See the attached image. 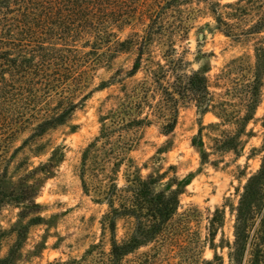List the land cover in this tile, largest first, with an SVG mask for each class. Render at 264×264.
I'll return each instance as SVG.
<instances>
[{
  "label": "rangeland",
  "instance_id": "obj_1",
  "mask_svg": "<svg viewBox=\"0 0 264 264\" xmlns=\"http://www.w3.org/2000/svg\"><path fill=\"white\" fill-rule=\"evenodd\" d=\"M100 3L97 29L68 42L82 56L81 80L65 79L42 106L60 109L63 95L81 103L64 123L36 132L45 115L35 109L7 124L10 106L0 98V264H237L236 208L264 154V0ZM21 59L35 60L24 51L11 58ZM192 72L205 76L211 106L204 111L178 98L176 123L165 132L164 117L152 110L157 91H148L134 110L148 122L136 131L127 159L119 167L113 159L101 163L105 172L93 175L88 165L82 176L83 151L109 124L102 121L109 111L143 80L156 90L157 82ZM136 172L151 181L153 193L176 194L168 226L182 229L148 237L144 209L110 212L101 190L111 179L124 188ZM261 209L248 241L264 217V201ZM114 240L129 243L120 258L111 254Z\"/></svg>",
  "mask_w": 264,
  "mask_h": 264
},
{
  "label": "trees",
  "instance_id": "obj_2",
  "mask_svg": "<svg viewBox=\"0 0 264 264\" xmlns=\"http://www.w3.org/2000/svg\"><path fill=\"white\" fill-rule=\"evenodd\" d=\"M101 1L0 0V98L10 106L5 115L7 117L3 118L7 124L12 121L21 123L24 121L23 117L31 116L37 109L44 112L45 119L37 125L36 132L43 131L47 125L64 123L77 105L81 104L74 102L72 97L63 95L60 109L42 108L43 103L51 96V91L57 90L62 81L70 79L73 83H79L81 80L83 74H77L76 69L82 56L78 55V49L71 48L68 42L87 33V27L97 29L94 24L97 18L94 16L95 11L100 12L97 9ZM68 7H72V10H68ZM66 10L67 13H64ZM99 32L97 30L94 35L96 39H100ZM124 43L118 42V45L123 46ZM21 51L32 55L35 60H11L15 52ZM11 61L16 62L12 65ZM5 72L8 77H5ZM157 83L156 90L150 89L151 84L143 80L116 108L102 118L103 122L108 120L109 124H103L99 136L83 151L82 176L88 165L93 167V175L95 171L105 172L104 167H99L101 163L113 159V166L119 167L122 161L127 159L126 153L132 149L136 131L148 122L147 116L138 118L134 112L146 102L145 94L148 91H157L158 101L152 106V110L164 117L162 129L165 132H170L176 123L178 98L192 99L203 106L204 111L211 106L206 78L197 72L189 75L177 74L173 81H166V85ZM84 97L80 101H84ZM112 173L113 170H107L105 176L109 178ZM82 182L86 184L84 180ZM126 182L124 188H119L114 179H111L109 185L101 190L103 198L109 203L111 213L123 214L144 209L149 219L145 232L148 237L156 233L173 235L176 230L184 227L182 223L168 226L178 207L174 192L153 193L150 189L151 181H145L137 172L130 173ZM263 201L264 154L260 168L244 185L236 208L232 255L237 264H244L243 257L247 251L249 260L246 264H264V217L259 219L255 234L248 241V228L260 214ZM114 204H118V207ZM215 212L218 213V210ZM188 216L185 214L183 221L188 219ZM215 220L216 216L210 222L212 229ZM168 227L170 228L167 229ZM128 248V242L118 243L114 240L111 254L120 258Z\"/></svg>",
  "mask_w": 264,
  "mask_h": 264
}]
</instances>
